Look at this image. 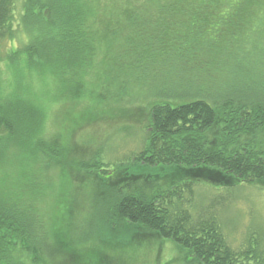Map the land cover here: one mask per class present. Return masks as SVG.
Returning a JSON list of instances; mask_svg holds the SVG:
<instances>
[{
	"label": "trees",
	"instance_id": "trees-1",
	"mask_svg": "<svg viewBox=\"0 0 264 264\" xmlns=\"http://www.w3.org/2000/svg\"><path fill=\"white\" fill-rule=\"evenodd\" d=\"M263 10L264 0H0V63L19 59L44 74L41 96L65 104L72 119L92 114L81 104L94 85L114 101L133 93L148 107L135 151L76 162L100 179L135 166L163 172V182L95 199L98 215L171 242L192 264H264V236L250 232L233 245L219 217L232 197L216 195L264 184ZM13 84L0 106V165L14 152L28 170L0 178V264H50L47 187L34 173L43 158L59 159L64 144L44 129L36 98L12 97L21 87L16 72ZM202 187L218 192L202 198ZM74 234L70 249L88 248L93 233Z\"/></svg>",
	"mask_w": 264,
	"mask_h": 264
},
{
	"label": "rangeland",
	"instance_id": "rangeland-1",
	"mask_svg": "<svg viewBox=\"0 0 264 264\" xmlns=\"http://www.w3.org/2000/svg\"><path fill=\"white\" fill-rule=\"evenodd\" d=\"M262 18L258 33L264 46V10ZM256 41L261 43L258 39ZM100 58L98 55L96 62ZM14 72L21 76V87L12 97L15 100L18 96L36 98L35 106L47 115L44 129L64 144L61 143L63 149L59 159L43 158L41 168L35 169L34 173L47 187L43 192L44 197H41V207L44 209L48 242L55 251L54 257H57L50 264H192L188 256L171 242L156 241L154 238H146L147 235L143 237L137 228L98 215L94 207L96 200L103 202L113 194L128 189L140 191L149 182H163L164 176H160L163 172L120 166L108 179H100L96 174L77 166L76 161L87 159L98 151H104L112 161L137 149L141 134L139 126L145 121L148 110L142 100L132 93L114 101L110 91L95 85L88 86L81 105L91 110L92 114L72 119L67 115L68 107L65 104L59 107L56 98L41 96L43 86H46V90L48 88L46 76L41 72L24 69L17 59L15 65L0 63V106L14 92ZM33 93L38 96L34 97ZM121 127H128V133L118 132ZM20 157L17 158L14 152L8 153L5 163L0 165V178L10 179L15 171L18 174L28 170ZM171 179L169 176L164 181ZM201 180L215 186H224L218 180L215 182L205 177H201ZM263 186L254 188L244 185L231 191L219 189L222 191L217 194L215 192L218 189L215 191L208 187L209 190H206V187H202L197 188V194L202 198L204 194H208L207 197L219 194L224 198L226 193L231 195L232 198L226 197L228 202L220 209L219 217L229 241L237 246L250 232L264 236ZM208 201L209 198H205L204 204ZM216 209L215 214H218V206ZM80 227L85 233H89V230L93 233L87 238L91 244L86 249L74 252L70 247L75 243L74 233Z\"/></svg>",
	"mask_w": 264,
	"mask_h": 264
}]
</instances>
